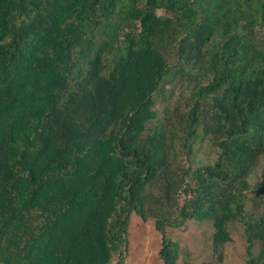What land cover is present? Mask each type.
<instances>
[{"label": "trees", "instance_id": "obj_1", "mask_svg": "<svg viewBox=\"0 0 264 264\" xmlns=\"http://www.w3.org/2000/svg\"><path fill=\"white\" fill-rule=\"evenodd\" d=\"M132 216L264 264V0H0V264H142Z\"/></svg>", "mask_w": 264, "mask_h": 264}, {"label": "rangeland", "instance_id": "obj_2", "mask_svg": "<svg viewBox=\"0 0 264 264\" xmlns=\"http://www.w3.org/2000/svg\"><path fill=\"white\" fill-rule=\"evenodd\" d=\"M176 84L177 82L172 84V89L175 90L177 96L179 95V89L174 87ZM204 147L202 149H204ZM201 155L205 158L212 157L209 148H207V151ZM234 225L235 224H232L230 229L233 241L227 244L224 248V260L222 264H244L243 262L247 254V244L245 243L241 227ZM129 228V238H131L135 250L138 251V258L142 261V264H151L149 246L153 240H156L157 238L153 221H140L132 216ZM212 232L213 229L208 221L190 220L186 223L185 228L168 231V234L170 233V235L177 239L183 248L188 251L190 255L188 264H202L212 259L210 251ZM180 260L182 261L183 259ZM181 261L178 263L183 264Z\"/></svg>", "mask_w": 264, "mask_h": 264}]
</instances>
